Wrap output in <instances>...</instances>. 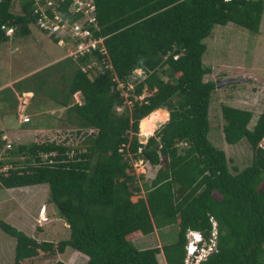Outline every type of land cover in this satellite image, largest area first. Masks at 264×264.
<instances>
[{
    "label": "trees",
    "instance_id": "1",
    "mask_svg": "<svg viewBox=\"0 0 264 264\" xmlns=\"http://www.w3.org/2000/svg\"><path fill=\"white\" fill-rule=\"evenodd\" d=\"M14 1L0 0V24L19 23L20 29L11 36L0 29V44L25 34L36 21L34 0H18V12ZM71 3L59 2L65 18ZM93 3L99 26L93 34L105 37L107 55L97 50L66 55L13 83L19 92H42L65 108L70 125L40 126L32 141L11 143V148H5L0 128V187L47 184L49 201L68 225V237L54 243L37 241L0 219V228L16 239L14 264L67 248L85 255L84 264H159L161 250L166 264H184L188 231L208 241L210 217L217 222L216 247L198 264H264V105L250 127L252 110L222 104L224 140L234 145L244 139L252 149L248 165L230 166L225 151L209 138L215 81L204 79L212 69L203 65L205 39L214 26L234 23L258 33L264 0ZM139 68L145 77L132 79ZM52 74L60 76L55 85L48 78ZM13 89L6 87L0 95L6 125L9 116L17 118ZM145 90L149 94L138 99ZM76 92L80 104L72 101ZM167 111L169 119L141 143L140 122L143 133L147 121ZM29 122L31 117L15 127L31 130L25 126ZM140 159L155 168L149 183L140 184L133 172L132 161ZM171 224H177L174 242L134 245V237Z\"/></svg>",
    "mask_w": 264,
    "mask_h": 264
},
{
    "label": "rangeland",
    "instance_id": "2",
    "mask_svg": "<svg viewBox=\"0 0 264 264\" xmlns=\"http://www.w3.org/2000/svg\"><path fill=\"white\" fill-rule=\"evenodd\" d=\"M19 9V2L15 0L13 11L18 12ZM62 39H65L66 43H60V39L55 41L45 31L34 24H29L28 32L2 42L0 44V85L12 82L9 87L13 89L15 81L65 58L75 45L72 39L68 37ZM205 42L207 50L203 55V65L212 69L210 73L204 76L205 80L215 81L228 77L247 78L246 82L240 84L215 87L210 104L211 129L209 138L214 145L225 151L230 166L236 165L238 168H242L250 163L252 149L244 139L234 145H230L224 140L221 106L222 104H229L252 110L253 118L249 124L250 127L263 108L264 12L258 33H253L234 23L215 25ZM57 67L53 66L54 69ZM135 73L140 74L141 71L138 70ZM53 74L48 78L55 85L56 82L60 81V76L57 74L53 77ZM7 91L10 90L7 89ZM148 94L149 92L145 90L144 95ZM32 96V92L30 94L19 92L16 107L17 118L14 115L9 116V122L5 125L7 138L12 144L32 141L40 126H52L58 130L70 126L65 122V108L56 105L42 92ZM72 101L80 104L82 103V96L78 93L73 94ZM125 104L128 105L127 102ZM116 110L121 111L122 107L119 106ZM25 113L31 117V122L25 124V126L31 127V130L25 129L23 126L15 127V125H19V114ZM168 114L167 111L166 116L161 115L157 120L166 122ZM140 123L141 125L138 126L139 138L142 133V122ZM1 125L0 122V127ZM148 125L149 121L145 124L144 130ZM158 129L159 127L155 125L151 134L142 143H146L148 138L154 135ZM132 162L133 172L137 176L138 182L140 184L149 183L153 178L155 168H151L149 163L142 161V159L136 163ZM0 219L37 241L47 240L56 243L58 240L68 237V225L58 216L54 205L49 201L47 184L10 189L0 187ZM176 237L177 224H171L162 228H155L150 234L134 237L133 243L140 249L161 247L164 244L174 242ZM15 242L16 239L13 236L0 228V264H14ZM157 258L159 264H166L162 250ZM58 259L67 264H84L87 257L72 248H67L62 254L39 253L37 256L22 260L20 264H53Z\"/></svg>",
    "mask_w": 264,
    "mask_h": 264
},
{
    "label": "built area",
    "instance_id": "3",
    "mask_svg": "<svg viewBox=\"0 0 264 264\" xmlns=\"http://www.w3.org/2000/svg\"><path fill=\"white\" fill-rule=\"evenodd\" d=\"M61 1L63 0H34V13L37 14L34 25L39 29L46 31L49 35L59 37L60 43H66L65 39L62 38L68 37L72 39L75 46L67 56L77 57L78 55H83L92 50H97L101 55L106 56L107 49L104 45L105 37L101 35L94 36L93 34V30L99 31L93 0H72L68 11L71 15L79 14L74 20L71 19V15L66 18L63 17L61 11L58 9L59 2ZM19 27V23L13 26L0 24V29L4 30L5 34L8 36H11L15 30H19ZM105 66L111 68L109 62H106ZM138 70L141 71L140 74L135 73ZM137 76L141 79L145 77L142 69H135L131 78L135 79ZM118 86L122 88L123 83L119 82ZM128 87L129 89L133 88L131 82ZM123 94L127 96L126 92ZM144 96L143 93L137 98L142 100ZM126 102L130 105L129 100H126ZM29 119V115H19V122H27ZM4 138L6 139L5 148H11L12 142L5 134ZM2 152L3 151H0V159L2 157ZM210 221L212 223V228L208 241L203 242L202 244L197 243V241L202 238L198 232L188 231L184 264H198L199 261L204 259L216 247L217 222L213 217H210Z\"/></svg>",
    "mask_w": 264,
    "mask_h": 264
},
{
    "label": "water",
    "instance_id": "4",
    "mask_svg": "<svg viewBox=\"0 0 264 264\" xmlns=\"http://www.w3.org/2000/svg\"><path fill=\"white\" fill-rule=\"evenodd\" d=\"M246 81H247L246 77H239V78L228 77V78H223V79H216L215 80V87L220 88L222 86L240 84V83H243ZM168 119H169V114H168L166 121ZM163 123H165V121H156L155 125H156V127H160ZM147 137L145 135L141 134V136L139 138L140 142L145 141L147 139Z\"/></svg>",
    "mask_w": 264,
    "mask_h": 264
},
{
    "label": "crops",
    "instance_id": "5",
    "mask_svg": "<svg viewBox=\"0 0 264 264\" xmlns=\"http://www.w3.org/2000/svg\"><path fill=\"white\" fill-rule=\"evenodd\" d=\"M12 82H9V83H5V84H2V85H0V95H1V92H2V90L4 89V88H6V87H9V86H11L12 84H11ZM13 91H14V93H15V95H16V98H19V91L18 90H14L13 89ZM23 94L24 93H29L30 94V92H22ZM1 98H2V96H0ZM1 100V99H0ZM26 114V113H25ZM20 115V114H19ZM165 116H166V113H165ZM0 118H1V114H0ZM1 123H2V125H1V127L0 128H2L3 129V131H4V134L7 136V133H6V129H5V123H4V121L1 119V121H0ZM165 259V258H164Z\"/></svg>",
    "mask_w": 264,
    "mask_h": 264
},
{
    "label": "bare ground",
    "instance_id": "6",
    "mask_svg": "<svg viewBox=\"0 0 264 264\" xmlns=\"http://www.w3.org/2000/svg\"><path fill=\"white\" fill-rule=\"evenodd\" d=\"M158 110H160V109H158ZM161 110H163V109H161ZM156 121H161V120H154V121L150 122L149 125H148V127H147V128L145 129V131H144L143 133H141V134L145 135L146 137H147L148 135H150L151 132H152L153 129H154V126H155Z\"/></svg>",
    "mask_w": 264,
    "mask_h": 264
},
{
    "label": "clouds",
    "instance_id": "7",
    "mask_svg": "<svg viewBox=\"0 0 264 264\" xmlns=\"http://www.w3.org/2000/svg\"><path fill=\"white\" fill-rule=\"evenodd\" d=\"M111 68H112V66H111ZM77 93L80 94V92H76V93H74V95L77 94ZM80 95H81V94H80ZM27 115H28V114H27ZM29 116H30V115H29ZM141 143H142V142H141ZM203 242H206V240H203V238H201L200 240L197 241L198 244H202ZM199 262H200V261H199Z\"/></svg>",
    "mask_w": 264,
    "mask_h": 264
}]
</instances>
